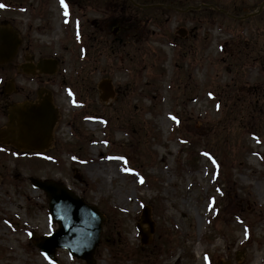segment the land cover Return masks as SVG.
Wrapping results in <instances>:
<instances>
[{
    "label": "rangeland",
    "instance_id": "obj_1",
    "mask_svg": "<svg viewBox=\"0 0 264 264\" xmlns=\"http://www.w3.org/2000/svg\"><path fill=\"white\" fill-rule=\"evenodd\" d=\"M143 1H158L144 18L123 0H64L67 9L61 0H0V24L23 38L0 65V108L4 88L33 78L24 62L54 57L61 119L42 156L0 143V264H86L63 248L49 262L36 246L58 225L30 177L63 182L106 214L97 264H264V8L252 14L263 0ZM165 3L250 15L240 23ZM241 47L260 61L242 58ZM105 79L113 92L103 101ZM205 146L222 186L212 183ZM146 205L154 230L142 244Z\"/></svg>",
    "mask_w": 264,
    "mask_h": 264
},
{
    "label": "water",
    "instance_id": "obj_2",
    "mask_svg": "<svg viewBox=\"0 0 264 264\" xmlns=\"http://www.w3.org/2000/svg\"><path fill=\"white\" fill-rule=\"evenodd\" d=\"M263 8L264 1L257 13ZM21 42L18 33L10 25H0V63L12 60ZM41 66L47 68L43 70L53 72L56 69V61H43ZM105 83L108 84L109 81L106 80ZM51 108L45 102L33 105L36 120L20 125L18 139L14 141L16 146L32 150H42L48 147L53 126L49 123ZM53 114H55L54 111ZM31 181L34 187L46 192L51 217L59 226L51 236L44 237L36 243L41 252L46 257L54 259L59 247L67 248L72 256L84 259L87 264H96L95 251L101 241L103 224L107 220L105 214L96 205L86 203L63 183L39 178H31ZM144 223L149 225V231L141 227ZM138 228L142 243H148L149 235L154 230L149 207H145L142 222L138 224Z\"/></svg>",
    "mask_w": 264,
    "mask_h": 264
},
{
    "label": "flooded vegetation",
    "instance_id": "obj_3",
    "mask_svg": "<svg viewBox=\"0 0 264 264\" xmlns=\"http://www.w3.org/2000/svg\"><path fill=\"white\" fill-rule=\"evenodd\" d=\"M34 58V56H31V60L29 62L30 64L34 65V69H32V71L34 72L33 78L30 81L18 80V83L14 79L13 90L11 89V86H9V88H4L1 92V95H5V97H3L1 100L0 108V117L3 120L0 125V129L2 128V130L0 131V138L7 143H13L17 139L21 121L31 122L30 118L36 117L35 113L31 112V109H28L26 107L27 102L36 104L44 101H49L56 107L58 114L60 112V108L56 104V95L54 91L50 89V86L53 83L52 80L55 75L40 73L36 69L38 60L36 61ZM25 63L28 62H24L23 64ZM28 83H33L35 87H30ZM10 96H13L14 98L10 99ZM15 104L23 105L24 107H22V109L19 111H14L13 113H11V109ZM60 120L61 119L59 118L56 123L54 134L60 123ZM11 146L13 145L9 144V147Z\"/></svg>",
    "mask_w": 264,
    "mask_h": 264
},
{
    "label": "trees",
    "instance_id": "obj_4",
    "mask_svg": "<svg viewBox=\"0 0 264 264\" xmlns=\"http://www.w3.org/2000/svg\"><path fill=\"white\" fill-rule=\"evenodd\" d=\"M125 1V3H127L128 4V7H129V9L130 10H132V11H138V13H139V15L141 14V16H144L147 12H154V10L152 9V8H146V9H141V8H139V7H136L131 1H129V0H124ZM137 3H139V4H153V3H157L158 1H143V0H135ZM159 2H161V3H164L163 1H159ZM166 4H168V3H166ZM190 4H187V5H185V7L186 6H189ZM176 6H178V7H184V5H176ZM225 9V8H224ZM227 10V9H226ZM228 11L231 13V14H233V15H236V16H241V14H239V13H237L233 8H232V10H230V9H228ZM221 13V12H220ZM222 14H224V13H222ZM225 16H226V14H225ZM228 17V16H227ZM230 18V17H229ZM232 21H234L235 19H232V18H230ZM235 21H238V22H240L241 23V21L240 20H235ZM238 40V39H237ZM240 40L241 39H239L237 42H240ZM240 50L242 51V53H241V55H242V58L244 57V58H247V57H250V59L251 60H249V62H258V61H260V58H261V56L259 55V54H255V55H252V53H250V51L248 52V51H244V49H243V47H241L240 48ZM256 52V51H255ZM253 53H254V50H253ZM252 55V56H250V55ZM235 67H237V65H238V63L237 62H235V61H233V62H231ZM231 108V107H230ZM234 111H236L235 109H233ZM236 112H238V110L236 111ZM238 114H236V116H237ZM193 143H195V141H192L190 144H188V147L189 146H192L193 145ZM204 149H205V151H206V153H207V155H208V159H209V161H210V158L211 157H213V156H216L215 155V153H214V150L211 148V147H207V146H205L204 147ZM197 155H198V157L199 158H197V156H196V158H194V160H193V162H191V164L192 165H194V168H196L197 167V163L199 162V160H200V157H201V153H200V151L198 150L197 151ZM195 162H196V164H195ZM142 175L145 177V182L149 185V187H151V188H154L153 186L156 184V183H158V180H156V178H155V180L154 179H152V175L151 176H148L147 174H146V172L144 171V172H142ZM154 178V177H153ZM219 185L221 184V182L220 183H218ZM157 188V187H156ZM153 199H154V202L152 201V204L154 203V211H156V209L158 208V205H159V199H158V197L157 196H155V197H153ZM105 237V240H107L108 241V236H104ZM118 245V244H117ZM144 259V258H143Z\"/></svg>",
    "mask_w": 264,
    "mask_h": 264
},
{
    "label": "snow or ice",
    "instance_id": "obj_5",
    "mask_svg": "<svg viewBox=\"0 0 264 264\" xmlns=\"http://www.w3.org/2000/svg\"><path fill=\"white\" fill-rule=\"evenodd\" d=\"M61 4L65 7V9H67V5L64 3V0H61ZM0 7H3V5H0ZM67 14H68L67 11H65V15Z\"/></svg>",
    "mask_w": 264,
    "mask_h": 264
},
{
    "label": "bare ground",
    "instance_id": "obj_6",
    "mask_svg": "<svg viewBox=\"0 0 264 264\" xmlns=\"http://www.w3.org/2000/svg\"><path fill=\"white\" fill-rule=\"evenodd\" d=\"M31 112H32V111H31ZM28 118H30V117H28ZM30 120H31V121H35V120H36V117H35V118H34V117H31ZM90 123H91V122H90ZM91 124H92L93 126H95V123H94V122L91 123Z\"/></svg>",
    "mask_w": 264,
    "mask_h": 264
}]
</instances>
